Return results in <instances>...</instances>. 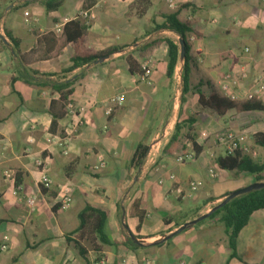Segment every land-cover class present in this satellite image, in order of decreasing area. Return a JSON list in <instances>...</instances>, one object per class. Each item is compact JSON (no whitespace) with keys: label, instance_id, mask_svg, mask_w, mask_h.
<instances>
[{"label":"crops","instance_id":"crops-1","mask_svg":"<svg viewBox=\"0 0 264 264\" xmlns=\"http://www.w3.org/2000/svg\"><path fill=\"white\" fill-rule=\"evenodd\" d=\"M86 10L93 11L95 18L83 37V49L95 54L119 49L100 56L103 60L99 57L67 71L77 45L67 40L64 27L73 19L86 24L81 15ZM170 14L191 27L186 34L191 65L186 93L181 36L159 27ZM0 23V241L4 235L10 237L0 264H93L95 260L120 264L123 256L151 257L156 264H264V208L254 211L240 231L237 257L231 256L219 216L159 245L144 246L208 212L230 192L219 187L228 171L219 170L216 179L208 175L209 168L217 167L216 157L225 154L218 142L221 133L246 134L255 156H260L253 159L264 160V147L255 141L256 133H264V110H229L221 116L202 108L194 89L224 96L236 93L238 101H248L246 94L264 73L263 0H173V6L168 0H63L50 10L44 0H3ZM74 30L70 28L68 34H75ZM7 33L17 40L18 50ZM168 40L180 47L172 77ZM129 56L136 62L134 71ZM148 59L155 65L146 82L140 74ZM225 81L228 93L220 89ZM63 83L72 88L68 99L86 108L85 125L68 154L46 144L47 137L62 133L67 122L59 89ZM119 94H125V101L108 115V100ZM256 100L264 105V91ZM190 117L194 123L188 121ZM188 134L201 146L199 154ZM139 145L148 150L136 164L133 157ZM182 152H195L197 158L180 163L176 156ZM47 154L54 184L43 190L37 209L29 212L4 181L3 172H17L23 196L39 194L34 158ZM100 155L106 165L94 170ZM231 172L241 180L239 188L255 182L247 173ZM194 179L203 185L192 198L175 197L174 187ZM61 183L73 186L74 201L66 209L56 198ZM135 201L146 211L142 222L132 214ZM87 204L107 211V231L114 244L97 252L85 242L87 252L82 255L75 239L79 212Z\"/></svg>","mask_w":264,"mask_h":264},{"label":"trees","instance_id":"trees-1","mask_svg":"<svg viewBox=\"0 0 264 264\" xmlns=\"http://www.w3.org/2000/svg\"><path fill=\"white\" fill-rule=\"evenodd\" d=\"M47 9H52L59 7L63 0H44ZM163 29H170L177 32L185 40V57L182 69V80H183V93H186L190 87V44L187 41V32L190 31V25L179 21L175 14H170L165 17V22L159 26ZM70 28L75 29V34H68ZM88 26L81 22L79 19H73L66 23L64 27V32L67 33V40L74 41L77 45V54L72 59V65L67 71H72L75 68L82 66L87 62H93L100 56L111 55L119 48H111L107 51L95 54L89 53L82 47L83 37L86 33ZM8 37L12 40L14 44V49H17V40L7 33ZM169 45V66L168 74L170 77L173 76L175 67L180 56V47L171 40H168ZM128 62L130 64L131 71H134L135 60L129 56ZM70 83H63L59 86L62 91L61 101L66 104L68 97L72 93V88L69 87ZM197 88V89H196ZM199 94L198 102L202 108L210 109L213 112L223 116L229 110H264V105L258 102L256 99L248 101H238L229 98L228 96L221 95L215 90H212L209 94L204 93L201 88L197 86L194 87ZM190 123L195 122L194 117L188 119ZM192 128L190 127V130ZM177 130H179L177 123ZM178 133H176L172 141H176ZM187 138L193 142L195 152L199 154L202 150L201 146L195 141L192 135L188 134ZM255 141L258 145L264 147V133L258 132L255 134ZM148 147L144 145H139L134 157L133 162L139 164L143 161L147 154ZM217 168L221 171H236L244 172L255 178V181H264V160L256 161L249 154H244L241 151H236L234 154H224L216 157ZM230 192L225 194V198ZM264 208V188L253 190L249 193L237 196L226 203L224 206L211 213L208 219L215 217L220 218L225 225V230L229 238V246L232 250L231 256L237 257V239L240 231L247 225L252 213L258 209ZM132 214L137 216L142 222L146 215V211L140 208L138 201H135L132 207ZM199 216V215H198ZM197 216V217H198ZM196 217V218H197ZM80 226L77 231L78 235L75 239V243L82 255L86 254V248L84 243L87 242L88 245L97 252L104 249L105 246H112L114 243L109 237L107 231L108 214L107 211L101 207H97L91 204H87L79 212ZM205 220V219H204ZM204 220L200 222H204ZM168 223V221H167ZM181 225H177L179 228ZM140 229V225L138 226ZM139 237V236H137ZM129 243L134 244L132 239H129ZM158 243L157 245L161 244ZM137 245V244H136ZM154 244H146L144 246H153Z\"/></svg>","mask_w":264,"mask_h":264},{"label":"built area","instance_id":"built-area-1","mask_svg":"<svg viewBox=\"0 0 264 264\" xmlns=\"http://www.w3.org/2000/svg\"><path fill=\"white\" fill-rule=\"evenodd\" d=\"M2 1L0 0V10L2 8ZM170 5L173 6V0H168ZM264 1V0H263ZM86 19V25L89 26L91 20L95 18L93 11H83L81 13ZM1 24V23H0ZM0 28H3V25H0ZM57 31H61V28H58ZM247 52L248 48L245 49ZM2 62V56L0 55V64ZM154 61L148 59L143 66V71L140 74V79L142 81L149 82L152 69L154 68ZM244 76H247L244 73ZM220 89L226 93L229 92V83L225 81L221 83ZM264 91V73L257 77L254 86L251 91L246 94L247 100H254ZM228 97L233 100H239V95L236 93L228 94ZM125 101V94H119L111 97L107 102L106 113L110 115L116 105L122 104ZM66 116L67 122L63 129V132L56 135H50L46 139L47 147L56 146L60 148L61 152L68 154L71 148V145L76 137L79 136L81 128L85 125L84 114L86 111L85 106L77 105L70 98L66 101ZM247 135L244 133H236L233 131H224L218 137V142L224 147L225 154H234L236 151H241L244 154H249L255 156L254 150L248 145L246 141ZM30 150L27 151V154H30ZM197 155L195 152H182L176 156V160L180 163H185L187 161L196 160ZM50 155H39L34 158L35 165L39 170V176L37 178V185L39 186V194L23 196L22 185L18 182L17 172L13 169H5L3 172V179L6 183H10L13 186V194L17 196L21 201L24 202L26 208L29 212H34L37 209L38 202L40 197L43 196V190H49L54 182L50 177ZM106 165V159L104 156H99L98 163L94 166V170H99ZM219 169L215 166L209 168L208 175L212 179L219 177ZM172 179H175L174 175H170ZM162 183V179H160ZM203 181L199 179H194L188 182L186 186L178 185L172 189L175 197L180 199H189L192 198L198 190L202 187ZM57 203L62 209L69 208L74 201L73 198V186L69 183H61L57 187ZM10 237L9 235H4L3 239L0 241V255L7 251L9 248ZM93 264H105L103 260H95ZM120 264H156L155 259L151 257H143L141 260H137L128 256L121 257Z\"/></svg>","mask_w":264,"mask_h":264},{"label":"water","instance_id":"water-1","mask_svg":"<svg viewBox=\"0 0 264 264\" xmlns=\"http://www.w3.org/2000/svg\"><path fill=\"white\" fill-rule=\"evenodd\" d=\"M180 45H181V59H184L185 57V40L183 37H180ZM105 57H100L101 60H103ZM264 188V181H255L253 183H250L246 186L240 187L238 189H235L233 191H231V193H229L225 198H223L219 203H217L216 205H214L208 212L199 215L197 218L192 219L191 221L185 222L183 225H181L177 230L169 233L168 235H164V237L160 240L155 241L154 245H157L160 242L169 240L170 238H172L173 236L177 235L178 233L182 232L183 230H185L186 228H189L191 226H194L195 224H197L198 222L208 218L210 216L211 213L215 212L216 210H218L219 208H221L222 206H224L226 203H228L230 200H232L233 198L249 193L253 190H258V189H262ZM132 239L136 242V243H140L142 244V240H139L135 235H131Z\"/></svg>","mask_w":264,"mask_h":264},{"label":"rangeland","instance_id":"rangeland-1","mask_svg":"<svg viewBox=\"0 0 264 264\" xmlns=\"http://www.w3.org/2000/svg\"><path fill=\"white\" fill-rule=\"evenodd\" d=\"M251 156L253 158L256 157V156H253V155H251ZM225 174H226V176L223 178V180L219 184V187L228 188L229 191H233V190L239 188L240 184L242 183L241 180L238 177L234 176L233 172L228 171V172H225ZM245 175H248V174H245ZM207 219L208 218H206L205 220H207ZM200 223H202V222H198L197 225L200 224Z\"/></svg>","mask_w":264,"mask_h":264}]
</instances>
